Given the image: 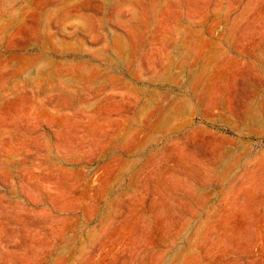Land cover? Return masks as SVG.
<instances>
[{"label": "rangeland", "instance_id": "374dc122", "mask_svg": "<svg viewBox=\"0 0 264 264\" xmlns=\"http://www.w3.org/2000/svg\"><path fill=\"white\" fill-rule=\"evenodd\" d=\"M0 264H264V0H0Z\"/></svg>", "mask_w": 264, "mask_h": 264}]
</instances>
